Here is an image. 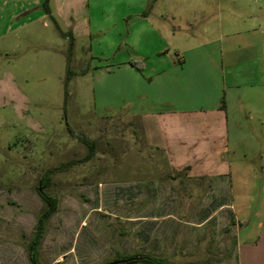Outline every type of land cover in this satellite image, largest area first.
Masks as SVG:
<instances>
[{
    "label": "rangeland",
    "instance_id": "rangeland-1",
    "mask_svg": "<svg viewBox=\"0 0 264 264\" xmlns=\"http://www.w3.org/2000/svg\"><path fill=\"white\" fill-rule=\"evenodd\" d=\"M91 1L98 7L75 40L71 35V47L51 26L47 32L36 25L12 46L0 41V264H33L28 248L47 208L38 191L42 178L43 192L57 203L38 264H108L137 254L173 264H264L261 165L242 179L250 187L235 182L227 195L171 170L139 121L155 109L153 77L144 70L152 59L142 55L157 43L129 35L137 27L124 6L134 0H85V8ZM161 2L175 14L160 28L176 60L188 35H205L201 17L186 23L205 0ZM79 137L92 144L91 155ZM221 201L233 215L219 208Z\"/></svg>",
    "mask_w": 264,
    "mask_h": 264
},
{
    "label": "crops",
    "instance_id": "crops-1",
    "mask_svg": "<svg viewBox=\"0 0 264 264\" xmlns=\"http://www.w3.org/2000/svg\"><path fill=\"white\" fill-rule=\"evenodd\" d=\"M84 1L48 0L47 12L45 0H0V41L12 46L21 33L31 36L36 25L47 32L57 26L75 40L77 27L98 7L91 1L85 8ZM208 2L186 19L192 25L201 17L205 35L201 40L188 35L187 47L176 60L170 58L160 28L175 18L170 5L134 0L125 4L124 12L134 17L137 27L129 32L131 37L137 33L145 43H157L142 55L152 59L144 70L153 77L155 94V109L139 118L147 144L162 152L171 170L212 182L227 195L235 182L250 187L241 181L254 176L257 165L264 170V0H218L217 7ZM106 8L113 10L112 5ZM214 42L217 50H208ZM221 202L219 208L229 207L233 215L230 203Z\"/></svg>",
    "mask_w": 264,
    "mask_h": 264
},
{
    "label": "trees",
    "instance_id": "trees-1",
    "mask_svg": "<svg viewBox=\"0 0 264 264\" xmlns=\"http://www.w3.org/2000/svg\"><path fill=\"white\" fill-rule=\"evenodd\" d=\"M47 3H48V0H45L43 7L48 12ZM55 27L61 36L69 38L70 47H71V45H72L71 35L69 33H63L59 30V28L57 26H55ZM69 79H70V70H69V68H67L66 84L68 83ZM69 132L71 134H73L71 130H69ZM79 140L81 143H83L84 145H86L89 148V150H90L89 155H91L92 144H90L83 137H79ZM43 180H44V178H42V182L38 188V191H39V196L44 201V203L47 205V208L38 218L35 236H34L32 243L30 244V246L28 248L29 258L33 264H38L37 247H38V244H39V242L43 236V233H44L45 222L55 212L56 203H57L54 198L48 196L47 194H45L43 192V190L41 188V187H43L42 186ZM115 261H121L120 264H138V263H140V264H173L164 258L157 257L154 255H150V254L126 255L124 257L116 258L112 262H115ZM110 263H108V264H110Z\"/></svg>",
    "mask_w": 264,
    "mask_h": 264
},
{
    "label": "water",
    "instance_id": "water-1",
    "mask_svg": "<svg viewBox=\"0 0 264 264\" xmlns=\"http://www.w3.org/2000/svg\"><path fill=\"white\" fill-rule=\"evenodd\" d=\"M121 261H115V262H111L110 264H120Z\"/></svg>",
    "mask_w": 264,
    "mask_h": 264
}]
</instances>
